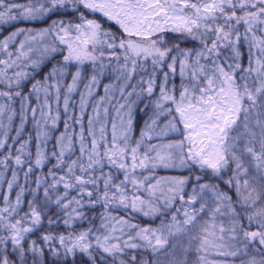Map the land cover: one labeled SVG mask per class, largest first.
<instances>
[{"label":"snow or ice","instance_id":"6c2138e0","mask_svg":"<svg viewBox=\"0 0 264 264\" xmlns=\"http://www.w3.org/2000/svg\"><path fill=\"white\" fill-rule=\"evenodd\" d=\"M51 17L0 39V264H264V0H0V26Z\"/></svg>","mask_w":264,"mask_h":264},{"label":"trees","instance_id":"16d2710c","mask_svg":"<svg viewBox=\"0 0 264 264\" xmlns=\"http://www.w3.org/2000/svg\"><path fill=\"white\" fill-rule=\"evenodd\" d=\"M16 2L18 3H26L27 0H16ZM57 17H51V18H45L43 20H37V21H21V22H17V23H14V24H11V25H4V26H0V39L3 38V36L7 35L8 32H11L13 30H15V28H33V29H39V28H44V27H47L48 24L51 22V19H56ZM183 46H187V47H191L192 45L191 44H187V45H182ZM244 53H245V63H246V56H247V50L246 49H243ZM43 68L44 71H47L51 65L48 64L47 67H44L43 65L41 66ZM29 71H31V69H28ZM43 75V72L40 73V76L37 77V78H41ZM68 81L70 82L71 80V77L69 76L68 78ZM138 79V78H137ZM110 81L108 79H102V83L100 84L99 88L97 89V91L99 92L100 95H103L104 94V89H103V85L106 84V83H109ZM176 83L177 85L179 84V76H178V73H177V78H176ZM82 85H81V89H82ZM27 91V88H25V92ZM118 95V93H117ZM99 97H97L98 99ZM74 99L76 100L77 104L79 102V93H75L74 94ZM32 103L34 104L35 103V98L33 97V100H32ZM19 104H20V101L17 100L15 102V107L17 108V111L19 110ZM140 107H143V105H141ZM53 108H55V104H53ZM92 109L89 108L88 109V112H91ZM79 110L77 108V114H78ZM72 113V109L70 108L69 109V115H71ZM55 114V112L53 113ZM135 118H136V121H137V125L138 127L136 128V135L138 136L139 135V126L143 124V118L141 116V114L139 112H137L135 114ZM68 119V117H66L64 115V109H63V100L61 99V102H60V119L58 120L57 122V126H56V129L57 130H54V134L52 135L51 139L49 140L48 142V145H47V148L50 150L53 146V144L55 143V136H58L61 132H64V122L65 120ZM69 124H70V128H69V132H72L73 131V127H72V121H69ZM19 125V117L15 118L14 120V124H13V127L10 131V136H13L15 135V128L16 126ZM84 125H85V128H87V116H85L84 118ZM75 128V132L78 134L79 131H80V128L78 125H75L74 126ZM108 129H109V137H110V134H111V124L109 123L108 125ZM36 131L37 129L35 128L32 120H31V113L29 112V119H28V122L26 123L24 129H23V132H22V135L20 137V140H26L29 138V136H31V143L29 145V150L31 151L32 153V158L34 159L35 158V151H36ZM86 134V133H85ZM174 139H182V137H172ZM89 139V143H90V138ZM9 143H11L12 141L9 139L8 141ZM18 143L19 141H17V146H18ZM75 149H76V152L77 154H79V143L77 142L75 144ZM7 153V148H3V149H0V159L3 158V156ZM13 153L15 154V148L13 149ZM10 165H11V162H9ZM52 163H55V161L53 160ZM14 166V165H12ZM12 166H10L7 170H5L3 168V166H0V172L3 173V176L0 177V207L3 206V194L5 192L8 191V188H7V181L9 179L12 178ZM52 166L51 163H48L46 164L42 169H35L34 173L30 176L29 180H30V185L29 184H25V178H24V172L23 170L19 171L18 172V184L19 185H23L25 186V188L27 189L29 186L30 187H35V177L36 175H39L41 173L43 174H47L48 172V169ZM27 168V165L24 166V169L26 170ZM180 173L179 172H175V171H164V170H159L157 172V175L159 176H166V175H179ZM186 174V173H185ZM190 188V186H189ZM20 191V187L19 186H14L13 190L9 193L12 201L14 202L15 201V197H16V193ZM230 195L233 196V199H235V190L233 189V191L230 193ZM31 196L29 194V192L26 190L25 191V194H24V204H23V209L24 210H27V200L30 199ZM89 215H91V213H89ZM142 220L146 221V222H150V218H144V217H141ZM159 220H156L155 223L152 225L153 227H155L156 225L159 224ZM97 223H99V221H97ZM245 223H247L245 221ZM44 224H45V227H47V219L45 218V221H44ZM84 227H87V224L84 225ZM63 227L61 226L60 228L57 229V231H63ZM41 232L40 231H37L36 233H34L33 235H31L29 238L30 239H37L39 238ZM25 247H27V243H25ZM45 258L48 259V253H47V249H45ZM196 257L193 255L190 257V260L191 259H195ZM207 260L208 261H214L216 259H219V257H217L215 255L214 252H209L207 254ZM31 262V257L29 256V264ZM78 264H79V257H78ZM234 264H240V260L239 259H236L234 261Z\"/></svg>","mask_w":264,"mask_h":264}]
</instances>
